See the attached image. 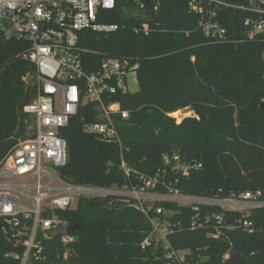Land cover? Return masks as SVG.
I'll return each instance as SVG.
<instances>
[{"label":"trees","instance_id":"16d2710c","mask_svg":"<svg viewBox=\"0 0 264 264\" xmlns=\"http://www.w3.org/2000/svg\"><path fill=\"white\" fill-rule=\"evenodd\" d=\"M123 7L138 9L137 15ZM197 18L188 0H117L100 19L117 23V30L80 33L88 71L95 70L103 56L135 57L138 89L112 96L128 112L117 122L121 146L83 129V123L94 118L89 111L82 120L84 108L60 130L67 144V161L57 168L63 181L102 188L136 185L135 174L127 176L123 171V160L146 175L165 167V179L184 193L222 197L259 191L258 199L264 201V112L259 107L264 100V41L209 43L197 29ZM143 21L151 32H133V26ZM224 23L230 32L231 20ZM20 45L6 40L1 53L5 66L0 78V162L19 139L33 132L32 118L22 110L33 90L21 78L31 66L13 57ZM181 108L193 115L177 123L167 113ZM174 154L180 162L200 167L190 169L187 176L176 174L170 171ZM165 155L170 159L167 165ZM121 198L79 197L73 208L56 210L68 223L79 225L77 231H67L73 240L64 243L57 233L44 236L37 230V247L26 264H158L149 249L139 247L149 223ZM163 204L177 207L174 202ZM208 210L220 211L215 206ZM247 218L255 223V231L230 232L232 247L224 261L226 240H210L203 231L187 229L169 237L178 247L207 246L210 264H264V206L251 208ZM7 219L0 216V264H20L25 246L4 232L9 228Z\"/></svg>","mask_w":264,"mask_h":264},{"label":"built area","instance_id":"2783aa9c","mask_svg":"<svg viewBox=\"0 0 264 264\" xmlns=\"http://www.w3.org/2000/svg\"><path fill=\"white\" fill-rule=\"evenodd\" d=\"M116 3L117 0H0V78L5 66L1 60L3 43L16 40L21 47L13 57L29 62L31 70L21 78L33 90L31 100L22 106L32 118V135L19 139L0 162V216L9 218V228H4V232L25 246L21 258L26 263L37 247V230L48 236L68 223L56 210L73 208L79 197L112 195L122 197L121 201L145 216L150 228L139 247L149 249L158 264H210L207 246L192 249L173 244L169 236L185 229L203 231L210 240L228 241L229 247L222 254L224 261L232 247L230 232L255 231V223L247 217L251 208L264 206V201L258 199L259 191L222 197L184 193L165 179V167L154 175H146L132 170L123 160V171L127 176L135 174L136 185H73L58 175L57 168L67 161V144L60 130L83 108L82 120L87 112L94 114L92 121L83 123V129L121 146L117 122L126 119L128 112L112 96L132 92L131 78L136 79L138 59L103 56L97 68L88 71L83 56L86 50L79 44L84 30H117V23L100 21ZM188 5L198 17L197 29L209 43L264 41V0H188ZM142 6L140 3L139 8ZM123 8L128 14L137 15L136 8ZM237 14L242 17L235 23ZM226 18L232 23L230 32L224 23ZM132 30L147 35L152 29L143 21ZM173 113L167 114L174 118ZM172 160L170 171L176 174L187 176L190 169L200 167L197 163L180 162L177 154ZM169 162V157L163 156L164 165ZM159 186L164 191L157 190ZM22 200L32 208L22 209ZM165 202H174L177 207L165 206ZM212 206L220 211L208 210ZM234 212L240 215L233 216ZM61 240L67 243L73 237L66 232ZM205 256L210 260L201 262Z\"/></svg>","mask_w":264,"mask_h":264},{"label":"rangeland","instance_id":"374dc122","mask_svg":"<svg viewBox=\"0 0 264 264\" xmlns=\"http://www.w3.org/2000/svg\"><path fill=\"white\" fill-rule=\"evenodd\" d=\"M138 10V9H137ZM144 14H142V16H143ZM138 89V84H137V81H136V79L135 78H131V84H130V90L132 91V92H134V91H136ZM173 115H175V119H176V122H180L181 121V119L183 118V117H186V116H191V115H193V113H192V111L191 110H189V109H186V108H181V110H179V111H177V112H175V113H173ZM21 203V208L22 209H30V208H32V206L29 204V205H26L25 204V202L22 200V202H20ZM13 256L15 257V258H18V257H16V254H13ZM19 256V255H18ZM22 257V256H21ZM27 262V261H26ZM20 264H26L25 262H23V259L21 258L20 259Z\"/></svg>","mask_w":264,"mask_h":264},{"label":"water","instance_id":"95a60500","mask_svg":"<svg viewBox=\"0 0 264 264\" xmlns=\"http://www.w3.org/2000/svg\"><path fill=\"white\" fill-rule=\"evenodd\" d=\"M260 109L264 112V100H262L259 104ZM79 229L78 224H72L67 223L65 227L61 226L57 229V234L62 236L64 235L68 230L77 231ZM210 260L209 256H205L201 258V262H207Z\"/></svg>","mask_w":264,"mask_h":264},{"label":"crops","instance_id":"0c3cea01","mask_svg":"<svg viewBox=\"0 0 264 264\" xmlns=\"http://www.w3.org/2000/svg\"><path fill=\"white\" fill-rule=\"evenodd\" d=\"M179 110H181V109H179ZM193 113V112H192Z\"/></svg>","mask_w":264,"mask_h":264}]
</instances>
